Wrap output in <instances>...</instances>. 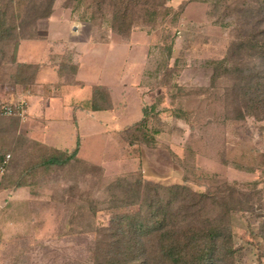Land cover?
Segmentation results:
<instances>
[{
    "label": "rangeland",
    "instance_id": "obj_1",
    "mask_svg": "<svg viewBox=\"0 0 264 264\" xmlns=\"http://www.w3.org/2000/svg\"><path fill=\"white\" fill-rule=\"evenodd\" d=\"M187 1L177 22L139 26L128 39L113 32L106 20L89 21L84 5L66 8L67 0H57L52 16L36 24L40 41L24 43L19 59L44 62L40 80L45 83L37 87V77L33 86L21 87L30 94L41 92L38 98L6 105L25 103L24 117H15L20 133L36 142L72 151L80 137L79 159L103 172L96 170L94 179L92 170L87 172L81 183L84 195L63 193L68 175L59 171L39 178L31 188L0 190V226L13 232L8 239L0 235L7 264H93L94 230L104 217L102 211L92 217L90 204L95 199L102 210L108 180L138 171L147 180L165 184L186 180L200 192L237 184L252 197L249 204L256 211L233 214L240 249L236 264H264V241L256 235L264 221V122L249 119L246 126L231 129L221 124L223 109H210L218 98L216 90L198 92L209 87L208 63L224 58L234 33L232 24L209 16L204 0L170 4L177 11ZM8 68H0V86L10 89ZM176 85L184 96H177ZM96 86L109 90L112 109L82 112L81 105ZM30 103L38 115L29 112ZM180 107L192 124L173 116ZM144 108L154 109L150 128L155 115L160 121L156 147L130 146L120 138L126 126L143 119Z\"/></svg>",
    "mask_w": 264,
    "mask_h": 264
},
{
    "label": "trees",
    "instance_id": "obj_2",
    "mask_svg": "<svg viewBox=\"0 0 264 264\" xmlns=\"http://www.w3.org/2000/svg\"><path fill=\"white\" fill-rule=\"evenodd\" d=\"M56 1L0 0V68L9 67L7 78L13 92L19 86L26 89L36 84L40 65L15 64L14 56L20 41L38 39L36 24L52 16ZM171 1L67 0L66 8L84 5L89 21L96 24L106 20L113 32L128 39L139 26L155 28L168 19L177 22L190 1L177 11ZM204 1L210 7L209 16L217 23L233 25L234 39L223 59L208 63L212 71L210 85L198 92L216 90L218 98L210 109H223L221 124L231 129L246 126L249 119L264 122V0ZM173 70L168 69L165 77ZM174 88L177 96L183 94L180 87ZM4 106L0 104V155L10 154L12 158L0 190L31 188L39 178L46 179L51 172L59 171L70 176L63 193L84 195L81 183L87 172L92 170L94 179L95 171L102 169L79 159L81 138L72 151L36 142L20 133V119L5 116ZM112 107L109 90L96 86L80 110L96 113ZM152 109L144 108L143 119L124 128L122 141L130 146H157L160 130L155 126L160 121L155 115L157 119L150 128ZM173 114L192 124L181 107ZM108 181L102 210H98L100 203L95 199L90 204L92 217H97L99 211L104 217L94 230L93 264H236L240 249L235 245L233 214L256 211L249 204L252 197L241 192L237 184L223 183L215 190L200 192L186 180L165 184L145 179L141 171ZM261 225L263 230L256 235L264 241V221Z\"/></svg>",
    "mask_w": 264,
    "mask_h": 264
},
{
    "label": "crops",
    "instance_id": "obj_3",
    "mask_svg": "<svg viewBox=\"0 0 264 264\" xmlns=\"http://www.w3.org/2000/svg\"><path fill=\"white\" fill-rule=\"evenodd\" d=\"M39 41L40 40H22V41H20L18 46H17V49H16V54L14 56V62H15V64H32V65L38 64V65H41L39 76H38V81H37V84H36L37 87L41 88L44 85V83H45V82H41V80H40V78L42 76V70H44V68H45V67H43V65H45V63L44 62H42V63H29V61H27V60L23 61V60L19 59V52L21 51L24 43L32 44V43H37ZM25 50L27 51V48ZM16 56H17V59H16ZM25 61H27V62H25ZM7 67L8 66H5L4 69L7 68ZM40 93L41 92L38 93V92L35 91V93L30 94L29 92H25L21 87H17L15 89V91L13 92L11 89L4 88V87L0 86V104L6 105L8 103L19 102V101H22L23 98H27L28 101H29L30 97L38 98ZM37 111H38V109L35 108V106H32L31 103H30L29 112L32 115H38ZM12 233L13 232H9L8 227L2 228L0 226V235H2L4 239H8V237H10L12 235ZM2 243L3 244H8V242H6V241H3ZM6 251H7V249H6ZM6 251H5L4 247L0 248V252H2L1 255H0V264H7L6 261H5V258L7 257Z\"/></svg>",
    "mask_w": 264,
    "mask_h": 264
},
{
    "label": "built area",
    "instance_id": "obj_4",
    "mask_svg": "<svg viewBox=\"0 0 264 264\" xmlns=\"http://www.w3.org/2000/svg\"><path fill=\"white\" fill-rule=\"evenodd\" d=\"M25 103H15L10 105H5L3 108V113L5 116H21L24 117L25 114ZM11 155L10 154H4L0 155V183L2 181V178L6 175L8 168L11 163Z\"/></svg>",
    "mask_w": 264,
    "mask_h": 264
}]
</instances>
